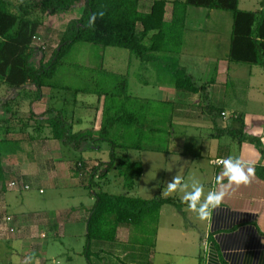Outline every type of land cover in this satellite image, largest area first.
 I'll list each match as a JSON object with an SVG mask.
<instances>
[{"label": "crops", "instance_id": "1", "mask_svg": "<svg viewBox=\"0 0 264 264\" xmlns=\"http://www.w3.org/2000/svg\"><path fill=\"white\" fill-rule=\"evenodd\" d=\"M153 1L150 0V6L144 9L141 0V11L150 12ZM241 2L245 7L252 8H243ZM239 9L261 10V0H240ZM172 11L173 5L167 4L165 20L168 22L172 19ZM232 31L233 16L230 12L196 6L187 8L183 50L174 59L198 86H208V102L203 101L201 94L177 90L167 80L156 83L146 79L148 74L159 77L163 72L151 65H142L140 60L137 63L140 85L153 87V91L146 94L147 97L145 94H129L142 103L153 102L154 107L167 105L168 138L181 146L175 148L178 163L169 173L168 182L177 174L189 185L198 181L204 185L206 196L214 187L215 177L222 171V165H216L215 161L232 156L242 161L245 171L247 167L254 168L255 175L250 183L228 187V195L206 220L199 219L182 202L183 193L162 196L181 201L183 208L163 206L155 235L149 229L120 224L115 241H93L86 256L87 221L95 203L93 193V199L88 202L79 200L68 207L49 204L43 211L37 207L18 206L15 196L22 194L24 187L17 190L9 187L15 180L29 186L42 180L53 182L56 188L61 178L59 173L65 172H71L73 182L76 177L73 169L66 167V160L71 156V150L75 149L52 139L48 127L39 135L23 134L21 131L30 125L25 126L20 116L18 123L21 125L15 127L13 117L9 124V138L20 142L21 151L4 158L6 179L4 183L0 182V264H264V180L256 172V167L264 165V160L255 146L249 143L240 145L227 133L231 129L244 130L260 137L264 144V67L230 61ZM53 83L54 87L43 88L39 101L11 91L18 105L24 100L29 102L22 112L35 115L31 126L45 123L61 110L66 125L73 132L100 129L104 97L91 90L73 91L72 87L56 82V78ZM69 92L77 93L74 100L68 97ZM208 104L219 109L220 116L209 114ZM11 109L10 114L15 116L16 111L12 106ZM50 109L55 111L48 113ZM240 116L243 122L238 120ZM152 118L151 123L155 120ZM87 145L84 144L82 150H87ZM139 161L143 164V177L146 160ZM112 173L116 174V171ZM119 180L123 189L122 180ZM224 183L227 185L226 178ZM136 186L128 193L130 196L149 200L155 198L143 196L146 193L144 190L141 191L143 194L134 193ZM165 190L166 183L162 185V191ZM125 192L123 189L121 194ZM30 210L36 211L28 212ZM5 216L12 218L9 227L14 232L6 230L2 221Z\"/></svg>", "mask_w": 264, "mask_h": 264}, {"label": "trees", "instance_id": "2", "mask_svg": "<svg viewBox=\"0 0 264 264\" xmlns=\"http://www.w3.org/2000/svg\"><path fill=\"white\" fill-rule=\"evenodd\" d=\"M239 1L154 0L150 12L144 13L140 9L141 0H0V85L18 92V95L39 101L43 88L54 87L53 82L59 68L73 47L76 44H89L103 49L116 47L128 50L142 65H151L165 73V76L161 73L160 77L167 79L177 90L194 95L201 94L203 101L208 102V86H198L194 78L184 68L179 67L174 59L183 50L187 8L196 6L230 12L233 16L230 61L264 67V0H261L262 9L258 11L239 9ZM169 3L173 5L170 22L165 20L166 6ZM77 9L80 10V17L69 21L52 57L49 60L43 57L36 65L34 58L37 51L33 47V40L40 27L48 18L68 17ZM101 70L104 71L103 66ZM111 76L117 82L115 91H95L98 96L105 98L100 129L73 132L66 125L61 110L56 111V117L34 126L38 135L48 127L52 139L61 141L76 151L82 152L84 144L95 148L98 143L103 142L111 145L110 159L106 165L99 163L87 170L90 168L87 166L89 164L81 159L78 160L81 166L73 169L77 179L85 175L84 173H90L87 182H83L82 186L93 192L95 198L87 221L84 251L86 256L89 255L93 241H115L120 224H129L141 230L149 229L155 235L163 206L174 205L180 210L183 208V203L172 197L149 200L128 194L142 177L143 164L118 156L116 149L123 147L142 151L145 148L140 143L116 144L112 135L116 134L121 139L133 135L141 137L150 132L151 136L146 139L160 141L158 135L162 131L160 126L163 122L168 138V110L167 105L154 107L153 102L142 103L131 97L128 75L111 73ZM14 100L16 97L4 104L3 109L6 112L11 113ZM206 108L209 114H221L219 109L209 104ZM54 111L50 109L48 113ZM29 117L34 119L35 115L31 112ZM152 117L155 118L154 124L151 123ZM12 118L0 120L1 183L6 179L5 156L21 151L20 142L11 141L9 138ZM237 118L243 122L242 116ZM129 130L132 132H128ZM227 133L240 145L249 143L255 146L264 160V144L260 137L245 133L244 130L231 129ZM103 166L105 169L100 171ZM113 171L122 180L123 189L126 191L123 194L103 190L104 183ZM256 172L264 180L263 164L256 167Z\"/></svg>", "mask_w": 264, "mask_h": 264}, {"label": "rangeland", "instance_id": "3", "mask_svg": "<svg viewBox=\"0 0 264 264\" xmlns=\"http://www.w3.org/2000/svg\"><path fill=\"white\" fill-rule=\"evenodd\" d=\"M13 1L16 2V0ZM142 4L145 7L144 9H146L150 6L151 2L150 0H142ZM243 4L244 3L241 2V6L243 8H252L249 6L245 7ZM79 17L80 10L77 9L66 18L56 17L52 19L48 18L46 20L45 24L40 27L36 33V37L33 40V47L37 51V55L34 58V63L36 65L39 64L43 57H45L46 60H49L52 57L54 50L59 46L61 36L65 31L69 21ZM137 63H139V60L136 57L131 56L130 52L125 49L116 47H108L103 49L99 46H93L89 44H76L66 57L64 64L59 68V72L56 76V82L62 86L72 87L73 91L91 90L95 92L110 90L113 92L115 91L114 87L117 86V82L114 78H112L111 73L116 72L130 76V94H134L135 96L145 94L147 97L149 92L152 93L153 87L150 88L140 85V70L138 69ZM101 66H103L104 71L101 70ZM146 79L152 81L154 80L156 83L160 80H167L164 77H158L157 75L152 74H148ZM13 95L14 93L8 90L7 87L0 85V120L8 119L9 117H15L13 125L15 127H19L21 124L18 122L19 117L21 116V118H23L22 121H25V124L30 125L28 126V129L24 131L22 130L21 132L23 134L25 133V135H36L37 132L34 129L35 124H33L34 126H31L30 124L34 119H28L29 113L25 114L22 112L29 104L27 100L22 101L23 98H21L20 100L22 103H20V105L17 104L16 100L13 101V111H16L17 113L15 116L14 114L5 112L3 109L4 104L7 101H10L14 97ZM76 95V92L68 93V97L73 100L75 99ZM161 124L162 125L160 126V129H162V131L159 132L160 136L158 135L160 141L152 142L146 139L147 136H151L150 132L148 134L145 133V135H142L141 137L138 135H133V137L126 136L127 138L121 139L118 138L116 134L112 135V139L116 144L120 143L123 145H131L132 143H140L145 148V150L139 151L135 149H124L123 147H119L116 149V152L118 156L126 157L132 162L146 160L145 174L142 178L136 181L137 186L134 193L136 192L140 194L141 191L144 190L146 193H141L143 196H155V198H161L162 196H165L163 193L166 192V190L162 191V185L168 183L169 173L174 171V166H177L178 162H176L175 148H181V146H178L179 142H170L169 138L166 137L168 134L165 131L166 126L163 125V122H161ZM118 128H120V126H118ZM139 128L142 129V127ZM128 132L132 131L129 130ZM17 134L21 133L18 132ZM93 147L94 146L92 145H87V150H83L82 152L71 150V156L66 160V167L70 166L72 169H77L76 167H79L78 160L81 159H84V161L87 160L86 163L89 164L87 165L88 167L97 166L99 163H104V165H106L105 163L108 162L105 161L110 159L111 145L109 143L103 142L98 143L97 148ZM152 149L159 150V153H153L151 151ZM66 154H69V151H66ZM153 158L154 161L152 160ZM89 159L94 161H88ZM91 167L87 170H90ZM104 169L105 166H103L100 171H103ZM59 174L61 178H59L56 188L54 187L55 184L53 182L49 181L50 183H47L42 180L37 181L33 186L30 185V190H23L21 192L22 194H17L15 196L16 204L20 207L27 206L31 209H35L37 207L38 210L41 208V210L44 211L47 210V205L49 204H59L63 207H68L79 200H85L88 202L90 199H93V195L91 194L90 190L82 186L83 182H87L90 173H84L85 175L79 176L78 179L74 175L76 180L73 179V182L70 178L71 172L70 174H67L66 172ZM119 179L120 178L117 177L115 173L111 172L107 179L108 181H106L103 185V190L114 194H121L123 189ZM145 188L148 189L146 190ZM40 189L43 191L42 193H40ZM32 211L34 212L36 210H30L28 212Z\"/></svg>", "mask_w": 264, "mask_h": 264}, {"label": "clouds", "instance_id": "4", "mask_svg": "<svg viewBox=\"0 0 264 264\" xmlns=\"http://www.w3.org/2000/svg\"><path fill=\"white\" fill-rule=\"evenodd\" d=\"M221 164L222 171L215 177L214 187L207 192L206 196L203 184L193 181L189 185L183 182L182 177L178 174L167 183V190L163 194L183 193L181 200L187 205L188 209L196 213L201 220L209 219L214 210L220 206L223 199L228 195V187L247 185L255 175L253 167H247V171H245L246 166L239 158L229 156L223 159ZM225 178L227 179V185L224 183ZM216 186H218V190Z\"/></svg>", "mask_w": 264, "mask_h": 264}, {"label": "built area", "instance_id": "5", "mask_svg": "<svg viewBox=\"0 0 264 264\" xmlns=\"http://www.w3.org/2000/svg\"><path fill=\"white\" fill-rule=\"evenodd\" d=\"M221 161L222 160H216L215 161V164L216 165H218V166H221L222 164H221ZM79 166H81V164L79 165ZM9 187L11 188V189H15V190H17V189H19L20 187H24V190H30V186L29 185H24L22 182H20V181H13V182H11L10 184H9ZM93 193V192H92ZM2 221H3V223L6 225V230L7 231H10V232H14V229L13 228H10L9 227V225L11 224V222H12V218L11 217H8V216H5V217H3V219H2ZM3 229V228H2ZM5 229H3V231H6Z\"/></svg>", "mask_w": 264, "mask_h": 264}]
</instances>
